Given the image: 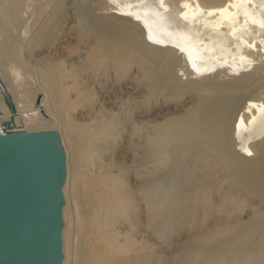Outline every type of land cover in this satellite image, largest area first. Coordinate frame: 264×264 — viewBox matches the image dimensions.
Here are the masks:
<instances>
[{
	"label": "bare ground",
	"instance_id": "6f19581e",
	"mask_svg": "<svg viewBox=\"0 0 264 264\" xmlns=\"http://www.w3.org/2000/svg\"><path fill=\"white\" fill-rule=\"evenodd\" d=\"M56 1L46 0V13ZM91 1L93 12L87 3L76 9V17L84 35L85 61L96 65L92 85L84 72L73 75L71 94L63 78L58 81L70 105L90 91L89 117L76 123L69 112L49 106L42 86V100L49 103L45 107L49 127L60 131L66 152V129L74 137H90L93 150L101 139L99 129L125 118L133 145L132 197L149 211L148 220L158 226L157 237L166 243L173 235L171 224L180 220L191 230L188 240L199 242L194 254L207 259L206 264H264V0ZM19 3L11 0L0 12V63L10 71L9 62L17 67L26 62L20 54L22 42H6L14 26L21 29ZM34 5L37 11L41 0L30 3ZM60 9L54 8L57 14ZM31 16L28 12L26 18ZM130 63L136 70L127 88L123 82L129 69L125 75L119 71ZM223 73L225 78L220 77ZM188 91L190 101L179 113L154 117L156 106ZM29 92L35 96L29 86L17 90L0 72V129L3 122H9L10 129H48L27 125L36 121L37 108L18 109L21 94ZM5 93L13 103V114L3 99ZM18 122L23 126L17 127ZM82 155L81 151L76 159H67L63 264H101L102 260L93 250L76 252L67 210L76 221L98 231L118 205L130 203L128 192L117 193L122 203L103 201L100 194L77 201L71 171L80 172ZM102 169V176H107ZM218 226L224 229L213 232ZM67 242L70 255L65 251Z\"/></svg>",
	"mask_w": 264,
	"mask_h": 264
},
{
	"label": "rangeland",
	"instance_id": "374dc122",
	"mask_svg": "<svg viewBox=\"0 0 264 264\" xmlns=\"http://www.w3.org/2000/svg\"><path fill=\"white\" fill-rule=\"evenodd\" d=\"M10 1L0 0V12L3 11L4 6L7 7L10 4ZM34 1L36 2V0H20L17 22H22L21 29L14 26L13 30L11 29L12 34L9 39H6V42H12L11 45H20L22 42L20 54L26 57V62L18 67L13 62H9L11 71L8 66L0 63V72L7 80H12L17 90L22 91L26 86H29L35 92L34 97L32 92L27 95L21 94L19 102H17L19 110L25 111L35 108L38 110L36 121L28 122L27 125L52 128L49 127L47 121L50 114L47 113L45 107L49 103L42 100V86L47 90V96L51 103L49 106L62 113L69 112L76 123H82L89 117L90 91L86 90L84 92L81 102L70 105L64 101L61 94L65 88L59 87L58 81L60 77L63 78L68 91H71L73 75L84 72L86 74L84 79H86L89 86L92 85L95 62L93 60L85 61L84 35L77 21L76 9L79 6H86L88 3L89 12H93L94 2L91 0H62L60 2L59 0L46 13L44 10L46 0H41V6L37 11H35L36 4L34 7L30 6V3L32 5ZM57 5L58 8H61L58 14V11L54 10ZM28 12L32 16L26 18ZM61 14L62 17H60ZM132 65L134 64H126L125 68L119 71L125 75L129 69L127 78L123 82L127 88L133 84L135 76L134 71L136 68ZM35 72H37V75L32 74ZM110 76L112 77V74ZM34 77L37 80L39 78L41 84ZM99 77L103 79L102 73L99 74ZM220 77L225 78V73L221 74ZM111 81L109 80V82ZM71 93L72 91L67 94ZM190 97L191 92L189 91L170 96L164 104L156 106L157 108L153 112L154 117L159 118L167 113H179L189 103ZM16 126L21 127L23 125L18 122ZM65 132L66 136L69 135L66 138L68 146L67 152L65 150L67 153L66 167L68 158L72 161L77 158L79 152L82 151L83 153L79 158L82 163L80 172L77 174L76 171H71L72 193L75 195L76 200L82 202L85 196L88 199L93 195L100 194L103 201L112 202L113 204L122 203L118 197L116 198L119 192H128L127 196L130 198V203L124 201L122 206L118 205L117 211L101 222L98 231L82 225V221H76L78 219L75 220L67 210L65 215L68 221L67 226L73 230V236H75V240L77 239L75 249L79 255L88 250H93L97 257H101V264H206L207 259L202 261L197 258V254H194L199 248V242L188 240V231L191 230L187 225L182 224L180 220L176 224L170 223L172 225L170 231L173 235L165 243L157 237L160 234L158 226L148 220V214L150 213L142 201L132 197L133 183L130 165L133 145L128 120L121 117L119 123L114 122L108 128H100L99 135L101 139L98 140L93 150L88 143L91 140L90 137L86 135L74 137L68 129ZM88 149L91 150L90 155L86 154ZM102 167L107 170V176L105 177L102 176L105 173ZM68 169H70V165ZM120 172L122 173L119 174ZM90 173H92L91 178L87 176ZM127 175L128 177H126ZM93 177L95 178L93 179ZM103 178H105V181H103ZM121 188L122 190H119ZM121 198H123V194ZM123 209L125 210L123 211ZM222 229L224 227L220 228L218 226L213 232H220ZM83 244H86L87 247H84ZM63 246L65 247L64 240ZM65 251L69 255L71 254L69 242L66 243ZM211 260L218 263L215 259ZM220 262V264H225L222 261Z\"/></svg>",
	"mask_w": 264,
	"mask_h": 264
},
{
	"label": "water",
	"instance_id": "95a60500",
	"mask_svg": "<svg viewBox=\"0 0 264 264\" xmlns=\"http://www.w3.org/2000/svg\"><path fill=\"white\" fill-rule=\"evenodd\" d=\"M3 99L13 114L8 93ZM65 179L66 152L57 129L1 124L0 264H63Z\"/></svg>",
	"mask_w": 264,
	"mask_h": 264
}]
</instances>
